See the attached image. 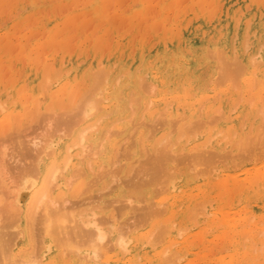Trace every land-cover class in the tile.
Masks as SVG:
<instances>
[{"label":"rangeland","instance_id":"374dc122","mask_svg":"<svg viewBox=\"0 0 264 264\" xmlns=\"http://www.w3.org/2000/svg\"><path fill=\"white\" fill-rule=\"evenodd\" d=\"M262 61L264 0H0V169L2 164L6 168V176L0 174V224H6L0 227L4 232L9 228V235L23 231L16 246L22 250L19 256L28 257L42 246L33 228L35 218L34 225L29 214L20 213L13 223L6 211L18 189L22 164L34 162L31 154L42 156L41 165L60 162L55 154L42 155V147L50 140L59 150L71 145L79 140V130L98 119V125L87 130L88 159L81 163L75 157L64 171L65 178L83 164L84 175L78 169L82 175L76 174L68 188L53 190L56 200L49 203L60 209L68 206L63 208L67 212L86 205L87 212L115 217L106 219L112 228L101 224L111 229L106 231L111 241H104L114 242L117 234L128 241L120 248L103 241L101 256L85 261L80 254L86 250L79 248L86 242L67 233L70 228V233L77 231L75 222L68 225L74 221L69 217V235H64L69 245L53 246L45 256L49 264H264ZM223 63L227 71L240 63L238 72L243 73L237 75L236 68L222 71ZM93 96L100 107L87 119L68 129V123L59 124L79 108L77 100ZM163 147L174 153L173 159L157 161L172 176L159 179L150 163L156 164L154 156ZM30 195L22 191L19 203L26 205ZM98 203L106 209L100 212ZM151 206L161 208L152 214ZM98 220L95 216L96 224Z\"/></svg>","mask_w":264,"mask_h":264},{"label":"bare ground","instance_id":"6f19581e","mask_svg":"<svg viewBox=\"0 0 264 264\" xmlns=\"http://www.w3.org/2000/svg\"><path fill=\"white\" fill-rule=\"evenodd\" d=\"M258 47V46H257ZM174 52V51H173ZM176 54H177V52H176ZM231 56V55H230ZM225 57V56H224ZM226 58H227V55H226ZM230 59V58H229ZM233 59V58H232ZM185 60V59H184ZM224 60H226V59H224ZM234 60V59H233ZM237 60V59H236ZM187 61V60H186ZM230 61H231V59H230ZM229 61V62H230ZM255 61V60H254ZM178 62V61H177ZM189 62V61H188ZM225 62V61H224ZM238 63V61H234L233 63ZM240 62V61H239ZM249 62H251V61H249ZM257 62V61H256ZM262 62H264V61H262ZM262 62H258V63H262ZM226 63H228V62H226ZM225 63V64H226ZM232 63V62H231ZM230 63V64H231ZM232 63V64H233ZM178 64V63H177ZM250 64V63H249ZM254 64V63H253ZM257 64V63H256ZM255 64V65H256ZM179 65V64H178ZM223 65H224V63H223ZM244 65H246V64H244ZM228 66H229V64H228ZM228 66H227V69H228ZM234 67L233 68H236L235 70L233 69V68H229V70L227 71V70H225V65L224 66H222V67H224V70H222V71H225V72H230V69H233V71H236L238 74L237 75H239V74H241V73H243V72H238V71H240L241 69H242V65H240V63H239V65H237V64H234L233 65ZM235 66H238V67H235ZM248 66V65H247ZM246 67V66H245ZM252 67V66H251ZM256 67V66H255ZM244 69H246V68H244ZM244 69L242 70V71H244ZM249 69V68H248ZM258 69V68H257ZM247 70V69H246ZM246 70H245V72H246ZM233 71H231L232 73L231 74H233L234 72ZM248 71V70H247ZM236 72H235V74H236ZM244 72V73H245ZM158 73V72H157ZM225 74H227V73H225ZM230 73H228L227 75H229ZM230 74V75H231ZM248 74V73H247ZM160 75V74H159ZM158 75V76H159ZM248 75H250V74H248ZM143 76V75H142ZM142 78V77H141ZM153 78V77H152ZM245 78V77H244ZM163 79H165L164 77H163ZM249 79H250V77H249ZM162 80V79H161ZM247 80V79H246ZM163 81V80H162ZM243 81H245V80H243ZM259 81H260V79H259ZM144 82V81H143ZM159 82H160V80H159ZM150 83V82H149ZM163 83V82H162ZM156 85V84H155ZM161 86V85H160ZM181 86H183V85H181ZM185 86V85H184ZM165 89V88H164ZM133 90V89H132ZM163 90V89H162ZM164 91V90H163ZM137 92V91H136ZM152 92V91H151ZM102 93V92H101ZM31 95V94H30ZM87 95H89V94H87ZM91 95V94H90ZM42 96V95H41ZM41 96H39V97H41ZM44 96V95H43ZM83 96V95H82ZM84 97V96H83ZM94 97V96H93ZM92 97V98H93ZM133 97V96H132ZM139 98H140V95L138 96ZM80 98V97H79ZM85 98H86V96H85ZM95 98V97H94ZM138 98V99H139ZM81 99V98H80ZM100 99V98H99ZM103 99V98H102ZM137 99V100H138ZM43 100H45V99H43ZM77 101H79L78 103H80L79 104V108L76 110V108L78 107H75L74 108V110H76V111H74V110H72V111H74L72 114H71V116H70V113L71 112H69V114L67 113L66 115H69L68 117H65V119H67V120H65V119H63L62 120V122L64 123L65 121H67L66 123H64V124H62V123H60L58 120V122H59V124L60 125H62V127H65V124H67L66 125V127H67V129H68V127L72 124V125H76L77 123H80V121L81 120H85V119H87L91 114H93V112L94 111H96V106H99L100 107V105H96V102H97V98H95V99H90V98H88V99H84V100H82V101H80V100H77ZM101 101V100H100ZM136 101V100H135ZM40 102V101H39ZM137 102V101H136ZM128 103H129V101H128ZM130 103H131V101H130ZM139 104V103H138ZM4 105V104H3ZM74 106V105H73ZM99 107H98V109H99ZM137 107V106H136ZM145 109H147V108H145ZM46 110V109H45ZM61 110V109H60ZM68 110V109H67ZM42 111V110H41ZM49 111V110H48ZM56 111V110H55ZM63 111V110H62ZM66 111V110H65ZM67 112V111H66ZM131 112H132V110H131ZM164 112V111H163ZM46 113V112H45ZM48 113V112H47ZM56 113V112H55ZM161 113V112H160ZM159 113V114H160ZM28 114V113H27ZM53 114V113H52ZM57 114V113H56ZM43 115H44V113H43ZM49 115V114H48ZM65 115V116H66ZM142 115V114H141ZM162 115H163V113H162ZM46 116H47V114H46ZM159 116H161V114L159 115ZM158 116V117H159ZM169 116V115H168ZM41 117V116H40ZM43 117H45V116H43ZM62 116H60V118H61ZM142 117V116H141ZM50 118H52V117H50ZM57 118V117H56ZM55 118V119H56ZM53 119V118H52ZM168 119L170 120V117H168ZM98 120V119H97ZM96 120V121H97ZM141 119H139V121H140ZM153 120V119H152ZM201 120V119H200ZM95 121V122H96ZM142 121V120H141ZM155 120H153V122H154ZM158 121V120H157ZM195 121H196V119H195ZM199 121V120H198ZM52 122V121H51ZM82 122V121H81ZM94 122V123H95ZM111 122H113V121H111ZM152 122V121H151ZM167 122V121H166ZM194 122V121H193ZM201 123H202V121H200ZM199 122V123H200ZM56 123V122H55ZM93 122L91 123V124H89L88 126H87V129H86V127L83 129V130H79V131H81L80 133H78V134H80V138H79V140L78 141H75L73 144H68V145H66L65 147H63V148H61L60 150H59V148H54V147H52L53 145L51 144L52 143V141L50 140V142H48V141H46V145H42L43 147V149H38V150H36V151H39L40 150V152L42 153V155H43V153L44 154H47V156L48 155H53V154H55V158H54V160H61L60 162H55L54 160V162H55V164H50V163H48V164H46V165H41L40 164V162L43 160V159H41V155L39 154V153H37V156H41V157H38V158H36L35 156V154H34V156L31 154V155H29V151L30 150H32L34 147H31L29 150H26L25 151V153L23 152V154L26 156L27 154L29 155V156H32V159H29V160H34V162L33 163H30L29 162V164L27 163V165L25 166L24 164H22V166H24L23 168H22V173H20V174H22L21 175V179H19L18 177H16V178H18V180H20V182L17 180V182H19V183H17V182H14V183H17V188H15V186H14V189H17V191H16V193H11V196L12 195H14V197L13 198H11V197H9L10 199H12L11 200V202L7 205L8 207H6V203H8V201H6L5 202V205H3V206H5L6 208H7V210L6 211H9V215H10V219H12V221H13V223H15V221L16 220H14V219H17V217H15V216H18L20 213L21 214H25V215H27V214H29L30 215V218L32 219L31 220V223L32 224H34L33 222V219L35 218L36 219V221H37V224L33 227V228H36V230L35 231H38V237H39V241L38 240H36L35 242H37V243H40V244H42V246H40V245H38L37 246V248H35L36 250H34L33 251V253L29 256V255H27L28 257H25V258H23L22 256L20 257L19 255H20V253H21V251L22 250H20L19 252L16 250V246H17V243H18V241H19V237H18V234H23L22 232H20V231H16V230H13V234H10L9 235V233H11V231L9 232L8 231V229L9 228H7V226L9 225V224H13L9 219H8V221H10V223H8L7 224V226H6V228H7V232H8V234H7V232H4L3 230V228H1V227H3V226H5V224H6V222L5 223H3L4 225L3 226H1V224H0V229L4 232V234L6 233L7 235H8V237H5L4 238V236H3V234H1L0 233V235H2L3 236V240H1V243H0V264H49L51 261L48 259V258H46L45 259V256H46V254L50 251V250H52L53 249V246H61V247H63L64 246V244L66 243V244H68L67 242V238H66V236H64V235H66L67 233H69L71 236H74V238H76L75 236H79L78 238L79 239H81V238H83V240H85V242L86 243H84V244H81L80 245V248H79V250L80 249H84V253H82V254H80V255H82L81 256V258L82 257H86L85 259V261H87V258L88 257H90V259H92L91 257H94V256H96L97 254H101L100 252L103 250L102 248V245H103V243L104 242H106V245L108 244V240L109 241H111V239H107V237L109 236L108 234V232H110L111 231V229H103L101 226V224H103V225H105V223L107 222V221H111V220H113V221H115V217H113L112 219L111 218H105L106 217V215L105 216H102V215H104V214H100V215H98L97 214V212L96 213H94L93 214V212L94 211H92V212H87L86 211V209L84 208L85 206H78V207H80L79 209H77V208H73V212H71V211H69V212H67V211H63L64 209L63 208H65V206L62 208V209H60L57 205H54V206H52L50 203H49V201H55L54 200V198H53V196H51L52 194H53V190H55L57 187H60V186H67V185H70L71 186V184L74 182L73 180H75V178H76V176L80 173L81 174V171H83L85 168H83V164H81L82 166H80L81 168L79 169V166L76 168L75 166V169L76 170H72V172L74 173V174H71L72 172H69L70 174H68V176H66L65 178H64V171L67 169V168H69L70 166H69V164H70V162H71V160L73 159V158H81V163H82V161H83V159H88V158H85L86 157V155L84 156V154H86L87 152L85 151V148H88L89 149V147H88V144H90V143H84L85 142V140H87V136H88V133H87V130L89 129H91V126L94 128V126H96V125H98V122L96 123V124H94ZM139 123V122H138ZM142 123V122H141ZM156 123V122H155ZM170 123H171V121H170ZM198 123V122H197ZM198 123V124H199ZM1 124V123H0ZM46 124V123H45ZM115 124V123H114ZM143 124H145V123H143ZM142 124V125H143ZM154 123H152V125H153ZM189 125L190 124H193V123H188ZM194 124H195V122H194ZM64 125V126H63ZM187 125V124H186ZM185 125V126H186ZM54 126V125H53ZM139 126V125H138ZM59 127V126H58ZM61 127V128H62ZM90 127V128H89ZM97 128V127H96ZM101 128V127H100ZM138 128V127H137ZM117 129V128H116ZM187 129H190L189 127L187 128ZM56 130V129H55ZM107 130V129H106ZM64 131V130H63ZM66 131V130H65ZM72 131V130H71ZM110 131H112V130H110ZM12 132H14V131H12ZM58 132V131H57ZM89 132V131H88ZM117 132H118V130H117ZM185 132V131H184ZM52 133V132H51ZM55 133V132H54ZM64 133V132H63ZM113 133V132H112ZM168 133H170V132H168ZM167 133V134H168ZM182 133V132H181ZM14 134V133H13ZM70 133H68V135H69ZM115 134V133H114ZM113 134V135H114ZM147 134V133H146ZM166 134V135H167ZM185 134H186V132H185ZM17 135H19L18 133H17ZM49 135H50V133H49ZM48 134L46 135V136H49ZM53 135V134H52ZM107 135V134H106ZM141 135V134H140ZM145 135V134H144ZM169 135V134H168ZM182 135V134H181ZM10 136V135H9ZM16 136V135H15ZM65 136V135H64ZM109 136V135H108ZM146 136V135H145ZM147 136H149V135H147ZM186 136V135H185ZM184 136V137H185ZM90 137V136H89ZM169 137V136H168ZM15 138V137H14ZM60 138V137H59ZM146 138V137H145ZM144 138V139H145ZM148 138V137H147ZM104 139V138H103ZM143 139V140H144ZM166 139V138H165ZM168 139V138H167ZM175 139H177V138H175ZM182 139V138H181ZM188 139V138H187ZM15 140V139H14ZM20 140V139H19ZM57 140V139H56ZM108 140V139H107ZM169 140V139H168ZM40 141V140H39ZM38 141V142H39ZM99 141V140H98ZM101 141V140H100ZM173 141H175L174 139H173ZM15 142V141H14ZM19 142H21V141H19ZM118 142V140L115 142V144ZM161 142V141H160ZM165 142V141H164ZM169 142H172V140L171 141H169ZM16 143V142H15ZM18 143V142H17ZM22 143V142H21ZM25 143V142H24ZM32 143V142H31ZM43 143V142H42ZM119 143V142H118ZM122 143V142H121ZM124 143V142H123ZM166 143V142H165ZM168 143V142H167ZM173 143V142H172ZM34 144V143H33ZM92 144V143H91ZM160 144V143H159ZM80 146V147H82V148H80V150H78V151H75V152H72V153H70L71 152V148L72 147H75V146ZM99 145V144H98ZM97 145V146H98ZM120 145V144H119ZM175 145V144H174ZM25 146V145H24ZM32 146V145H31ZM97 146H95V147H97ZM112 147H113V145H111ZM124 146V145H123ZM145 146V145H144ZM161 146H162V144H161ZM165 146H166V144H165ZM169 146V145H168ZM28 147V146H27ZM121 145H120V150H121ZM170 147V146H169ZM188 147V146H187ZM29 148V147H28ZM27 148V149H28ZM160 148V147H159ZM163 148H167V147H163ZM161 149V150H159L160 152H158V154H156V156H154L155 157V161L154 162H156V164L155 163H153V161L151 162L152 163V165H151V163H150V168H151V171H152V174H153V176L155 175L156 176V178L158 177L159 178V176L160 175H162V177H163V175H164V178L167 176V178H168V175H169V177L170 176H172L170 173H168L169 171H168V169H166L165 167H164V164H163V167H162V164H160V163H158V158H160L161 160V162L162 161H166L167 159L169 160L173 155L171 154V152L169 151V149L167 150H165V149ZM17 149V148H16ZM99 149V148H98ZM200 149V148H199ZM203 149V148H202ZM87 150V149H86ZM171 150V149H170ZM183 150V149H182ZM206 150V148L204 147V150H203V152ZM211 150V149H210ZM262 150H264V149H262ZM0 151H2V150H0ZM21 151V150H20ZM101 151V150H100ZM214 150H212V154H214L215 153V151L213 152ZM33 152V151H32ZM35 152V151H34ZM91 152H92V150H91ZM96 152H98L97 150H96ZM95 151H94V153H96ZM117 152V151H116ZM122 152H123V150H122ZM201 152V151H200ZM31 153V152H30ZM90 152H88L87 153V155L89 154ZM93 153V152H92ZM91 153V154H92ZM120 153H121V151H120ZM173 153V152H172ZM178 153V152H177ZM204 153H206V152H204ZM174 154V153H173ZM183 154V153H182ZM186 154V153H185ZM207 154H209V149H208V152H207ZM94 155V154H93ZM121 155V154H120ZM176 155V154H175ZM175 155H174V158H176L175 157ZM201 155H203V153L201 154ZM205 155V154H204ZM2 156V155H1ZM28 156V157H29ZM177 156V155H176ZM180 156H182V155H180ZM210 156V155H209ZM34 157V158H33ZM90 157V156H89ZM96 157V156H95ZM94 157V158H95ZM157 157V158H156ZM185 157V156H184ZM204 157V156H203ZM179 158V157H178ZM206 158V157H205ZM1 159V158H0ZM45 159V158H44ZM119 159V158H118ZM154 159V158H153ZM171 159H173V157L171 158ZM170 159V160H171ZM183 159H185V158H183ZM28 160V159H27ZM90 160V159H89ZM89 160H87L86 162H90V164L89 165H91V161H89ZM94 160V159H93ZM96 160H97V158H96ZM52 161V162H53ZM159 161V162H160ZM3 162L5 163V161L3 160ZM74 162V161H73ZM149 162V161H148ZM167 162V161H166ZM165 162V163H166ZM23 163H24V161H23ZM26 163V162H25ZM79 163V162H78ZM96 163V162H95ZM88 164H86L87 165V167L86 168H88L89 166H88ZM157 164H160L159 166H157ZM2 165H4V164H2ZM2 165H1V169H0V174L1 175H4L6 172H5V169L6 168H4V166L2 167ZM5 165H6V163H5ZM73 165V164H72ZM77 165V164H76ZM93 165V164H92ZM110 165V164H109ZM113 165V164H112ZM196 165V164H195ZM16 166V165H15ZM17 166L19 167V170L21 169L20 168V166L21 165H18L17 164ZM21 166V167H22ZM103 166V165H102ZM104 166H106L105 164H104ZM114 166V165H113ZM9 167V166H8ZM17 167V168H18ZM110 167H111V165H110ZM149 167V166H148ZM147 167V168H148ZM162 167V168H161ZM90 168V167H89ZM98 168V167H97ZM101 168V167H100ZM103 168H105V167H103ZM81 170V169H83V170H81L80 172H78L79 170ZM91 170H93L92 169V167L90 168ZM99 169V168H98ZM107 169V168H106ZM112 169V168H111ZM115 169V168H114ZM89 169H87V171H88ZM105 170V169H104ZM117 170V169H116ZM148 170H149V168H148ZM167 170V171H166ZM170 170V169H169ZM10 171V170H9ZM99 171V170H98ZM101 171V170H100ZM109 171V170H108ZM112 171V170H111ZM164 171V172H163ZM78 172V173H77ZM92 172V171H91ZM95 172H97V171H95ZM101 172H103V171H101ZM114 172V171H113ZM116 172V171H115ZM7 173H9V172H7ZM83 173V175H84V173H85V170H84V172H82ZM112 173V172H111ZM164 173V174H163ZM261 173V172H260ZM12 174V173H11ZM77 174V175H76ZM151 174V175H152ZM262 174V173H261ZM8 175V174H7ZM19 175V174H18ZM82 175V174H81ZM80 175V176H81ZM95 175V174H94ZM93 175V176H94ZM100 175V173L98 172V174L96 175V176H98V177H100L99 176ZM103 175V174H102ZM166 175V176H165ZM239 175V174H238ZM237 175V177H239ZM244 175V174H243ZM258 175V174H257ZM260 175V174H259ZM258 175V176H259ZM4 176H6V175H4ZM9 176V175H8ZM12 176V175H11ZM17 176V175H16ZM20 176V175H19ZM150 176V175H149ZM242 176V175H241ZM261 176V175H260ZM259 176V177H260ZM262 176H264V175H262ZM78 177H79V175H78ZM95 177V176H94ZM103 177V176H102ZM152 177V176H151ZM176 177V176H175ZM228 177V176H227ZM227 177H225V179L227 178ZM230 177H231V175H230ZM233 177V176H232ZM6 178H8V177H6ZM62 178L64 179V180H62ZM74 178V179H73ZM91 178H93V177H91ZM161 178V177H160ZM159 178V179H160ZM241 178V177H240ZM244 178V177H243ZM77 179V178H76ZM85 179V178H84ZM94 179V178H93ZM99 179V178H98ZM150 179H154V178H150ZM224 179V180H225ZM235 179H236V177H235ZM242 179V178H241ZM241 179H239V180H241ZM246 179V178H245ZM249 178H247V180H248ZM258 179V178H257ZM262 179V178H261ZM4 180V179H3ZM92 180V179H91ZM91 180H90V182H91ZM95 180H96V177H95V179H94V182H95ZM250 180V179H249ZM248 180V181H249ZM1 181V180H0ZM5 181V180H4ZM152 181V180H151ZM166 181V180H165ZM237 181V180H236ZM85 182H88V180L87 181H85ZM143 182V181H142ZM147 182V181H146ZM149 182V181H148ZM163 182V181H162ZM172 182V181H171ZM223 182V181H222ZM221 182V183H222ZM243 182V181H242ZM245 182V181H244ZM247 182V181H246ZM257 181H255V183H256ZM1 183H2V181H1ZM151 183V182H150ZM155 183V182H154ZM248 183V182H247ZM247 183H245V184H247ZM260 183H261V180H260ZM87 184V183H86ZM89 184V183H88ZM95 184V183H94ZM94 184H92V185H94ZM101 184V183H100ZM110 184V183H109ZM136 184V183H135ZM140 184V183H139ZM149 184V183H148ZM223 184V183H222ZM230 183H228V185H229ZM235 184V183H234ZM242 184V183H241ZM245 184H242L243 186L245 185ZM16 185V184H15ZM142 184H140V186H141ZM221 185V184H220ZM21 186V187H20ZM69 186V187H70ZM89 186V185H88ZM137 186V185H136ZM223 186H224V184H223ZM232 186V185H231ZM5 186L3 185V188H4ZM77 187V186H76ZM86 187V190H87V186H85ZM89 187H92V186H89ZM109 187V186H108ZM217 187V186H216ZM67 188H68V186H67ZM83 187H80V189H82ZM107 188V187H106ZM11 189V188H10ZM13 189V188H12ZM90 189V188H89ZM111 189V188H110ZM75 190V189H74ZM83 190V189H82ZM85 190V189H84ZM102 189H100L99 191H101ZM139 190H140V187H139ZM22 191H30L31 192V195H30V199L28 200V202L26 203V205H21L20 203H19V199H20V193L22 192ZM81 191V190H80ZM106 191V190H105ZM224 191H226V190H224ZM223 191V192H224ZM81 192H83V191H81ZM101 193V192H100ZM136 192H134V194H135ZM79 194V193H78ZM85 194V193H84ZM9 195H10V193H9ZM98 195H100V194H98ZM136 195V194H135ZM134 195V196H135ZM23 196V195H22ZM21 196V197H22ZM63 196H65V195H63ZM87 196V195H86ZM129 196V195H128ZM192 196V195H191ZM61 197L62 196H60V199H61ZM81 197V196H80ZM88 197V196H87ZM91 197V196H90ZM138 197V196H137ZM23 198V197H22ZM47 198V199H46ZM120 198V197H119ZM124 198H126V197H124ZM130 198V197H129ZM144 198V197H143ZM178 198V197H177ZM74 199H76V198H74ZM73 199V200H74ZM174 199V198H173ZM9 200V199H8ZM67 200V199H66ZM70 200V199H69ZM68 200V201H69ZM91 200V199H90ZM92 200H93V195H92ZM96 200V199H95ZM97 200H98V198H97ZM102 200V199H101ZM120 200V199H119ZM144 200V199H143ZM142 200V201H143ZM61 201V200H60ZM63 201H64V199H63ZM62 201V202H63ZM72 201V200H71ZM86 201V200H85ZM57 202V201H56ZM74 202V201H73ZM73 202H71V203H73ZM79 202V201H78ZM84 202V201H83ZM95 202V201H94ZM105 202V201H104ZM147 202H148V200H147ZM174 202V201H173ZM2 203H3V201H2ZM59 203V202H58ZM75 203V202H74ZM82 203V201L80 202V204ZM86 203V202H85ZM88 203H91V202H88ZM145 203V202H144ZM170 203H171V201H170ZM25 204V203H24ZM53 204V203H52ZM84 204V203H83ZM87 204V203H86ZM152 204H154L153 202H151V205ZM173 204V203H172ZM67 205V204H66ZM74 205V204H73ZM77 205V204H76ZM74 206V207H77V206ZM90 205V204H89ZM91 205H93V204H91ZM96 205V204H95ZM98 206H100V208H101V211L100 212H102V210H105L106 209V207L104 208L103 207V205L101 206V205H99V203L97 204ZM96 205V206H97ZM111 205H113V204H111V203H106V206H110L111 207ZM40 206H42V207H40ZM57 206V207H56ZM61 206V205H60ZM97 206V208H99ZM123 206H126V205H123ZM154 206V205H153ZM156 206V205H155ZM154 206V207H155ZM257 206H258V204H257ZM40 207V208H39ZM44 207V209H43V212H40L41 210H42V208ZM71 207V206H70ZM73 207V206H72ZM90 207V206H89ZM153 207V208H154ZM159 206H157L156 208V210L157 211H159L158 209H160L161 207H159ZM88 208V207H87ZM95 208V207H94ZM97 208H95V210L97 209ZM100 208H99V210H100ZM152 208V206H151V209H150V211L152 212V214H155L157 211H155V209H153ZM171 208V207H170ZM5 209V208H4ZM65 209H69L68 208V206L65 208ZM72 208H70V210H71ZM110 209V208H109ZM257 209H258V207H257ZM0 210H2V208L0 209ZM88 210H89V208H88ZM91 210H93V209H91ZM91 210H89V211H91ZM98 210V209H97ZM154 211V212H153ZM260 211V210H259ZM258 211V212H259ZM4 212H5V210H4ZM3 212V213H4ZM23 212V213H22ZM7 213V212H6ZM99 213V212H98ZM147 213V212H146ZM145 213V214H146ZM149 213V212H148ZM160 213V212H159ZM5 214V213H4ZM18 214V215H17ZM96 214V215H95ZM42 215L45 217L44 219H45V221H42V220H44V219H41V217H42ZM96 216V220H98L97 218H99L100 216L101 217H103V218H99V220H98V225L96 224V222L94 221V219H95V216ZM97 215H98V217H97ZM114 215V214H113ZM149 215H151V213H149ZM7 216H8V213H7ZM146 217H147V215H145ZM153 216V215H152ZM151 216V217H152ZM9 217V216H8ZM20 217V216H19ZM69 217H73L74 218V221H70L69 222V220L71 219V218H69ZM7 218V217H6ZM29 218V217H28ZM69 218V219H68ZM72 218V219H73ZM145 218V217H144ZM106 219H107V221H106ZM19 220V219H18ZM67 221L70 223H68V225H71V224H73L74 222V224H75V226L77 227V231L75 232V230H74V232L75 233H70V232H68L69 230H71V228L67 231V228L68 227H66V225H67ZM29 222V221H28ZM27 222V223H28ZM43 222H46V224L43 226ZM73 222V223H72ZM105 222V223H104ZM26 223V222H25ZM26 223V224H27ZM99 223H100V225H99ZM31 224V225H32ZM40 224H42L41 225V227L39 226ZM108 224V225H107ZM107 224L104 226L105 228H107L106 226H108L109 228L111 227L112 228V226H110V223H108L107 222ZM112 224V223H111ZM9 226H11V225H9ZM8 226V227H9ZM13 226V225H12ZM11 226V227H12ZM15 226V225H14ZM33 226V225H32ZM31 226V227H32ZM24 227V226H23ZM22 227V228H23ZM88 227H90L89 229H88ZM113 227L114 228H118V226H115L114 225V223H113ZM164 227V226H163ZM163 227H162V230H163ZM168 226H166L165 228H167ZM21 228V227H20ZM169 228H171V227H169ZM11 229H13V227L11 228ZM10 230V229H9ZM33 230V229H32ZM119 230V229H118ZM165 230V229H164ZM163 230V231H164ZM167 230V229H166ZM15 231V232H14ZM66 231H67V233H66ZM73 230H71V232H72ZM106 231H108V232H106ZM113 231V230H112ZM161 231V230H160ZM1 232V231H0ZM162 232V231H161ZM160 232V233H161ZM112 233H114V232H111L110 234H112ZM159 233V234H160ZM34 234V233H33ZM69 234H67V235H69ZM164 234V233H163ZM162 234V235H163ZM37 235V234H36ZM119 234H117V236L115 235V238H113L115 241L114 242H109V244L110 243H112V244H110L112 247H113V243L115 244V245H118L119 246V248H120V246H124L125 245V243H127V239H124V236L125 235H123V236H121V234L118 236ZM162 235H160V236H162ZM165 235V234H164ZM22 236V235H21ZM17 237V238H16ZM68 237V236H67ZM111 237V236H110ZM110 237H108V238H110ZM163 237V236H162ZM1 238V237H0ZM36 238V237H35ZM34 238V239H35ZM68 238H70V237H68ZM73 238V237H72ZM71 238V239H72ZM74 238H73V241H72V243L74 242ZM78 238H76V239H78ZM104 239L106 240L107 239V241H104ZM82 240V239H81ZM67 241V242H66ZM104 241V242H103ZM71 242V241H70ZM43 243H45V244H43ZM71 243V244H72ZM35 244V243H34ZM109 244H108V247H111V246H109ZM37 245V244H36ZM69 245V244H68ZM35 246V245H34ZM60 247V248H61ZM66 247V246H65ZM69 248V247H68ZM70 248H71V246H70ZM73 249H74V247H72ZM76 248V247H75ZM122 248V247H121ZM111 249V248H110ZM241 249V248H240ZM66 250V249H65ZM79 250L77 249V251L79 252ZM122 250V249H121ZM72 252H73V250H71ZM100 251V252H99ZM106 251V250H105ZM65 253H66V251H64ZM72 252H69V253H72ZM242 252H243V250H242ZM24 253V252H23ZM75 253H77L76 251H75ZM74 253V254H75ZM68 254V253H67ZM239 254V253H238ZM75 255H77V254H75ZM74 255V256H75ZM80 255H79V258H80ZM245 255V254H244ZM17 256H19V257H17ZM101 256V255H100ZM237 256V255H236ZM76 257V256H75ZM74 257V258H75ZM231 257H232V255H231ZM78 258V257H77ZM249 258H251L250 256H249ZM94 259V258H93ZM171 259V258H170ZM169 260V259H168ZM240 260V259H239ZM246 260V259H245ZM249 260H252V259H249ZM77 262H78V260H77ZM94 262V261H93ZM92 262V263H93ZM226 262H228V261H226ZM231 262V261H230ZM239 262V261H238ZM243 261H240V263H242ZM237 264V263H236Z\"/></svg>","mask_w":264,"mask_h":264}]
</instances>
